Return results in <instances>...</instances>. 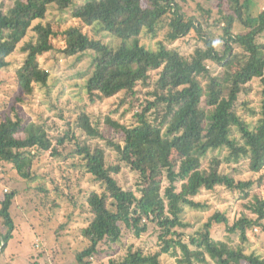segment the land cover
<instances>
[{
    "label": "trees",
    "instance_id": "obj_1",
    "mask_svg": "<svg viewBox=\"0 0 264 264\" xmlns=\"http://www.w3.org/2000/svg\"><path fill=\"white\" fill-rule=\"evenodd\" d=\"M78 1L0 0V72L11 66L13 55L23 54L16 69L18 84L33 94L35 86L47 87L51 78L42 57L60 54L79 56L77 61H81L89 55V68L81 76H85L90 104L121 96L119 103H124L137 95L138 85H151L153 73L158 76L153 93L156 101L146 100L129 125L106 117L109 131L118 130L123 142L108 140L117 158L115 165L108 163L104 149L76 142L69 130L54 140L43 124L24 125L21 119L6 118L0 123V181H6L13 171L29 187L37 177L32 166L39 156L51 152L52 157H59L67 141L76 142L69 157H83L80 167L101 184L99 191L86 197L90 220L81 229L86 246L76 255L79 264H92L96 255L113 251L124 229L140 238L150 224L159 229L163 244L159 251L146 253L131 246L123 258H111L108 264H161V256L178 246L183 252L180 264L206 263V254L216 264H264L262 255L245 254L241 246L211 237L214 224H225L227 233L246 241L250 228L264 226V198L251 206L255 220L244 214L230 221L215 213L192 238L198 253L174 239V230L186 226L182 222L186 208L199 206L191 198L201 189L225 186L243 199L250 196L254 182L220 172L222 164L246 161L252 172L264 170V44L259 41L264 34V9L255 14V0H212L220 8L217 22L222 34L217 47L202 23L184 12L182 2L187 0ZM51 11H71L84 27L98 24L116 44L90 37L77 26L58 29L49 21ZM236 24L248 31L235 33ZM163 31L165 40L158 41ZM192 33L200 35L204 45L190 56L167 45ZM58 38L64 41L59 50L54 44ZM215 64L230 66L231 71L213 76L209 67ZM255 80L263 87L260 107L249 108L244 116L240 105L249 107V103L241 102V97L249 94ZM86 108L78 114L76 127L90 140L103 137ZM122 163L140 176L137 191L124 189L116 180ZM59 187L52 192L59 194ZM37 191L51 192L43 187ZM19 194L13 189L0 198V257H8V247L15 240L11 209Z\"/></svg>",
    "mask_w": 264,
    "mask_h": 264
},
{
    "label": "rangeland",
    "instance_id": "obj_2",
    "mask_svg": "<svg viewBox=\"0 0 264 264\" xmlns=\"http://www.w3.org/2000/svg\"><path fill=\"white\" fill-rule=\"evenodd\" d=\"M255 2L257 4L252 9L256 14L264 9V0H255ZM182 5L184 12L195 16L202 23L203 30L215 39V46L220 47L222 30L217 22L220 20V8L217 3L212 0H187L182 2ZM49 21L58 29L77 26L90 37L100 39L107 44H116V39L102 30L98 24L84 27L73 18L71 11L67 13L51 11ZM244 31L248 29L241 24L235 25V33ZM199 37L197 33H192L166 44L183 55L190 56L197 47L204 45ZM164 40L165 32L163 31L158 41ZM259 41L264 44V34L259 37ZM54 44L58 50L64 47V41L60 38L55 39ZM78 57L64 58L60 54H47L42 57V66L51 75L48 86H35L33 94H27L20 88L16 75V69L22 64L24 55L19 53L13 55L10 58L11 66L0 72V123L6 118H13L21 119L24 125L43 124L54 140L69 130L75 135L76 142L104 149L108 156V163L115 165L117 158L108 140L122 142V138L118 130L113 128L109 131L106 117L110 116L122 125L134 122V115L142 110L141 107L146 100L156 101L153 93L157 89L155 82L158 76L153 73L151 85H138L137 95L129 97L124 103H119L121 96L92 105L84 88L85 76H81L87 72L91 58L85 55L81 61H77ZM209 69L213 76L224 71H231L230 66L221 67L216 64L210 65ZM249 88V94L241 97V102L249 103V107L242 108L240 105V114L244 116H247L249 108H259L262 99L263 87L260 80L252 82ZM84 107H87L85 110L92 117L94 125H99L97 128L100 129L103 137L90 140L76 127L77 116ZM76 142L67 141L65 147L59 149L61 152L59 157H52L51 152L39 156L32 166L37 177L29 187L26 182L18 181L13 171L10 172V177H7L6 181H0V198L3 197V192H11L13 189H17L20 193L11 209L16 225L15 240L8 247V257H0V264H7L10 259L14 262L13 264H38L39 261L44 264H79L76 255L86 246L81 229L86 227L90 220L86 197L93 190L99 191L101 184L80 167L84 163L83 157L77 154L69 157V153L76 148ZM74 165H77L78 169ZM211 168H216V164H212ZM219 170L236 180H251L254 186L247 199H243L238 191L230 190L225 186H216L211 190L203 188L191 198L199 206L186 208L182 215V222L186 226L174 230L176 232L174 239L187 244L192 252L198 250L191 243L192 238L197 236V232L215 213L224 214L230 221L244 214L255 220L257 216L253 214L251 206L257 200L264 198V170L254 173L246 161L238 165L222 164ZM115 178L124 189L137 191L139 188L140 176L125 163H122V171L115 175ZM58 185H60L59 194L52 192ZM38 187L50 189L51 192L47 195L43 194L37 191ZM263 227L250 228L246 233L247 240L242 241L239 236L227 233L225 224H214L211 237L216 241L239 245L244 249L245 254L256 253L264 257ZM158 231V227L150 224L149 231L137 238L134 233L124 229L122 241L113 246V251L96 255L91 259L92 264H108L111 258L119 260L127 254L131 246L134 249L143 248L146 253L157 252L163 246L158 239ZM2 249L3 246L0 243V252ZM13 253L14 255L11 256ZM30 256L34 257L33 260H29ZM182 258L183 252L178 246L161 256V264H180ZM205 261L206 263H197L216 264L207 254Z\"/></svg>",
    "mask_w": 264,
    "mask_h": 264
},
{
    "label": "water",
    "instance_id": "obj_3",
    "mask_svg": "<svg viewBox=\"0 0 264 264\" xmlns=\"http://www.w3.org/2000/svg\"><path fill=\"white\" fill-rule=\"evenodd\" d=\"M3 246V245H2Z\"/></svg>",
    "mask_w": 264,
    "mask_h": 264
}]
</instances>
